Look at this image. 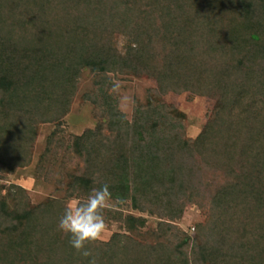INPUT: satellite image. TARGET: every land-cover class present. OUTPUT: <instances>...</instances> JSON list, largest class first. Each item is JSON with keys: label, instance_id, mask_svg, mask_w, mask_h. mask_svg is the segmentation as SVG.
I'll list each match as a JSON object with an SVG mask.
<instances>
[{"label": "trees", "instance_id": "1", "mask_svg": "<svg viewBox=\"0 0 264 264\" xmlns=\"http://www.w3.org/2000/svg\"><path fill=\"white\" fill-rule=\"evenodd\" d=\"M85 69L99 123L67 135ZM117 73L157 82L132 119ZM172 91L216 100L195 139L162 101ZM41 122L55 129L36 176L58 172L65 195L33 205L0 183V264H264V0H0V175L34 162ZM102 184L106 223L124 226L85 257L58 220ZM188 204L206 213L195 236L175 224ZM126 206L162 220L142 232Z\"/></svg>", "mask_w": 264, "mask_h": 264}, {"label": "rangeland", "instance_id": "2", "mask_svg": "<svg viewBox=\"0 0 264 264\" xmlns=\"http://www.w3.org/2000/svg\"><path fill=\"white\" fill-rule=\"evenodd\" d=\"M114 92L119 96V110L132 119L134 108L143 106L149 100L150 88L156 87L157 82L143 74H112ZM94 73L90 69H85L78 82L77 91L71 103V109L65 116L66 134H82L85 130L98 126L99 118L95 115L94 103L85 98L86 93L95 89ZM162 101L175 107L182 114L183 124L185 126L186 138L195 139L204 129L210 111L214 108L216 100L199 94L190 92H169L162 97ZM55 129L54 123L45 122L39 125L38 137L34 145V162L28 167L18 168L14 173H5L0 175V183L5 187L10 183H16L27 189L30 203L35 205L42 203L52 197H63L64 190L56 184V178L61 176L57 172L51 182L38 179L35 166L41 152L45 148L46 137ZM58 170V169H57ZM6 193L4 188L3 193ZM71 200V199H70ZM115 201H110L108 206L116 207ZM126 215L133 214L147 219L146 225L141 228L142 232L155 230L162 220L156 215L148 212H140L126 206L123 208ZM206 220V213L197 205L188 204L183 215L176 220L175 224L191 236H195V228L198 223ZM106 231L103 240H109L113 233L122 231L124 226L121 222L106 223Z\"/></svg>", "mask_w": 264, "mask_h": 264}, {"label": "clouds", "instance_id": "3", "mask_svg": "<svg viewBox=\"0 0 264 264\" xmlns=\"http://www.w3.org/2000/svg\"><path fill=\"white\" fill-rule=\"evenodd\" d=\"M110 201L109 186L102 184L93 187L86 198L69 200L63 207L57 227L69 237L70 245L85 257L92 255L86 246L104 238L107 227L104 210ZM90 264H96L95 259Z\"/></svg>", "mask_w": 264, "mask_h": 264}]
</instances>
